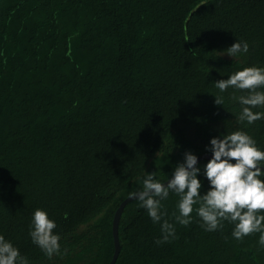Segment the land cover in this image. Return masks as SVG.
Wrapping results in <instances>:
<instances>
[{"label":"trees","instance_id":"obj_1","mask_svg":"<svg viewBox=\"0 0 264 264\" xmlns=\"http://www.w3.org/2000/svg\"><path fill=\"white\" fill-rule=\"evenodd\" d=\"M236 41L249 52L222 55ZM252 66L264 68V0H0V235L29 264H109L114 213L145 173L166 180L185 152L237 130L264 151V119H236L231 96L247 93L214 86ZM209 160L197 163L201 195ZM178 200L162 202L175 238L159 245L160 224L127 203L115 264H264L260 233L238 241L228 222L205 231L198 205L182 226ZM38 208L65 254L49 259L32 243Z\"/></svg>","mask_w":264,"mask_h":264},{"label":"clouds","instance_id":"obj_2","mask_svg":"<svg viewBox=\"0 0 264 264\" xmlns=\"http://www.w3.org/2000/svg\"><path fill=\"white\" fill-rule=\"evenodd\" d=\"M246 41H236L222 55L237 57L249 52ZM219 93L229 88L245 92L246 95L231 99L238 101L241 111L236 117L238 123L252 125L264 119V112L253 109L264 108V68L245 67L231 74L228 79L214 82ZM215 104L223 105V95H215ZM212 158L204 165L203 174L209 181L210 188L201 195V181L197 178L201 172L197 167L198 158L191 152L184 153V162L175 167L167 186L155 179V172L146 173L140 191L130 192L129 197L139 201V206L147 211L154 224L161 226V239L156 244L170 242L175 238V225L165 217L163 201L170 193L179 197L177 211L172 214L175 222L188 226L192 222L194 205L196 214L201 220V227L214 232L224 227V222L234 225L232 237L243 240L244 237L260 233L258 243L264 246V180L260 179L261 167L264 166V151L245 131L237 130L223 138L210 140ZM235 161V163H232ZM56 223L49 219L46 211L36 209L32 215L29 235L32 243L40 248L44 255L51 259L54 255H63L59 243L61 237L54 233ZM0 264H29L27 257L22 256L18 248L0 235Z\"/></svg>","mask_w":264,"mask_h":264},{"label":"water","instance_id":"obj_3","mask_svg":"<svg viewBox=\"0 0 264 264\" xmlns=\"http://www.w3.org/2000/svg\"><path fill=\"white\" fill-rule=\"evenodd\" d=\"M198 158V162L203 159V158H212V153L211 152H203L201 154H199L197 156ZM232 163H235V161H232ZM261 169H264V166L261 167ZM172 178V176H170L169 178H167L166 180L161 181L162 183L165 184V186H167L168 181ZM133 199H131L129 197V195L127 197H125L119 204V206L117 207L115 213H114V217H113V224H112V232H113V238H114V244H115V248H114V253L113 256L109 262V264H115L118 256L120 254V250H121V242H120V237H119V222H120V218L121 215L123 213V210L125 208V206L127 205V203L129 201H131Z\"/></svg>","mask_w":264,"mask_h":264},{"label":"rangeland","instance_id":"obj_4","mask_svg":"<svg viewBox=\"0 0 264 264\" xmlns=\"http://www.w3.org/2000/svg\"><path fill=\"white\" fill-rule=\"evenodd\" d=\"M155 161V158H152L151 159V161L149 162V165H148V168L152 165V163ZM147 168V169H148ZM153 173V172H152ZM146 174V173H145ZM144 174V175H145ZM150 174V173H149ZM144 175H142L141 176V178H144ZM146 176V175H145ZM168 176V173H163V174H161V173H159V172H155V179L156 180H161V179H163V178H165V177H167ZM165 180V179H164ZM163 181V180H162ZM161 182V181H160Z\"/></svg>","mask_w":264,"mask_h":264}]
</instances>
